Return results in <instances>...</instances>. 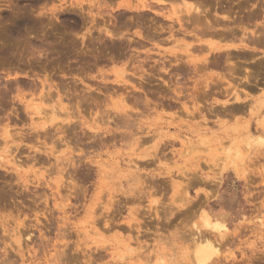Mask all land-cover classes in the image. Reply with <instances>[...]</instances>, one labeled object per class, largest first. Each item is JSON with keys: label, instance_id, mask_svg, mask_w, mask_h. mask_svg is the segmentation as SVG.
<instances>
[{"label": "rangeland", "instance_id": "obj_1", "mask_svg": "<svg viewBox=\"0 0 264 264\" xmlns=\"http://www.w3.org/2000/svg\"><path fill=\"white\" fill-rule=\"evenodd\" d=\"M138 1L0 0V264H193L202 234L264 264V0H200L232 21L175 37Z\"/></svg>", "mask_w": 264, "mask_h": 264}, {"label": "bare ground", "instance_id": "obj_2", "mask_svg": "<svg viewBox=\"0 0 264 264\" xmlns=\"http://www.w3.org/2000/svg\"><path fill=\"white\" fill-rule=\"evenodd\" d=\"M168 1H173V0H139L138 1V3H137V5L136 6H134L133 4L132 5H130L129 3L131 2V1H129V9H130V11L131 10H135V8H136V10H138V12H146V15H147V11L148 12H150L151 14H154L155 16H157V17H160L159 19H163L164 21H166V22H170V25H168L166 28H165V26H166V24H164V22H163V24H164V27L160 24V25H158L157 27H159L158 29L157 28H155V30H152L153 31V33L152 34H154V35H156V33H160V34H162L161 32H163L164 33V31H166L167 33H169L170 34V36L169 37H175V35L176 34H173L174 33V26H177L178 27V29H177V31L178 32H181L182 34H184V35H189V34H192V36H196L195 35V32H200L201 33V31H209L210 29H211V25H210V22L212 21V19H211V21L209 22V19L207 18V16H206V13H207V10H203V8L201 7V3H200V0H193V1H195V2H192L193 4H188V3H184V2H181V5L180 6H178L177 8H176V10L175 9H170V8H168L166 5H163V3H165L166 2V4H167V2ZM175 1V0H174ZM177 1V0H176ZM172 3H174V2H172ZM171 3V4H172ZM176 3V2H175ZM178 3H180V2H177V4H173L174 6H177L178 5ZM126 7H128V6H126ZM125 7V8H126ZM155 7V9H159V10H162V12L161 13H159V11L158 12H156V11H153V8ZM95 8V7H94ZM118 8V7H117ZM134 8V9H133ZM168 8V13H165V11H164V13H163V10H165V9H167ZM124 9V8H123ZM126 9H128V8H126ZM154 9V10H155ZM215 10H216V12H217V9L215 8ZM141 13H139V14H141ZM145 15V16H146ZM208 15V14H207ZM142 16V15H141ZM141 16H139V17H141ZM144 16V15H143ZM144 16V17H145ZM219 17H220V15H219ZM217 18V17H214L213 16V21L212 22H218L217 23V25L219 24V22H223V24H224V22H227V23H229V22H231L232 21V19L230 18V17H228L227 15H222V17L221 18ZM143 18V17H142ZM84 20V19H83ZM156 22V21H155ZM154 22V23H155ZM161 22V21H160ZM221 22V23H222ZM134 23V22H133ZM158 23H159V21H158ZM157 23V24H158ZM152 24V27L154 28V24L153 23H150V25ZM150 25L148 26V29H150V28H152V27H150ZM213 25H215L214 23H213ZM139 26V25H138ZM142 27V26H141ZM150 27V28H149ZM156 27V26H155ZM140 28V27H139ZM213 28V27H212ZM157 29V30H156ZM166 29V30H165ZM214 29V28H213ZM143 30V32H145V33H141V32H137L136 33V36L139 38V39H141L142 41H145V40H149V41H151L152 39H154V36H152V35H150L151 33H150V31H146L144 28L142 29ZM145 30V31H144ZM160 30V31H159ZM151 31V32H152ZM14 32V31H13ZM89 33H90V31H88ZM176 32V31H175ZM178 32H176V33H178ZM215 32H217V31H215ZM205 33V32H204ZM203 33V34H204ZM206 33H208V32H206ZM205 33V34H206ZM104 34H105V36L107 37V39L109 38L110 40L111 39H113L114 37L116 38L117 36H115L114 35V37H113V35L111 34V33H109V31H107V30H105L104 31ZM202 34V33H201ZM202 34V35H203ZM204 34V35H205ZM209 34V33H208ZM216 34V33H215ZM19 35V34H18ZM158 35V34H157ZM203 35V36H204ZM14 36H15V34H14ZM16 36H17V34H16ZM101 37V36H100ZM104 37V36H103ZM119 37V36H118ZM117 37V38H118ZM123 37V36H122ZM122 37H119L118 39H122ZM114 38V40H116ZM156 38H158V36L156 37ZM248 39V38H247ZM257 39H259V37L257 38ZM101 40V39H100ZM134 40V39H133ZM250 40V39H249ZM253 40H255L257 43L259 42L258 40H256L255 38H253ZM132 41V40H131ZM129 42L130 44L132 43V42H135L136 43V45H137V42H140V41H132V42ZM113 42V41H112ZM146 42V41H145ZM129 44V45H130ZM134 44V43H133ZM142 44H140L139 43V46H141ZM236 48V47H235ZM41 52V51H40ZM86 52V51H85ZM39 53V52H38ZM84 53V52H83ZM40 55H41V53H39ZM92 54V53H91ZM228 54V53H227ZM113 57V56H112ZM226 57H228V55H226ZM93 59V58H92ZM184 66V65H183ZM183 68V67H182ZM165 72V71H164ZM119 73V72H118ZM120 74V73H119ZM120 75H122V74H120ZM123 76V75H122ZM123 78V77H122ZM15 79V78H14ZM144 80V79H143ZM217 80H219V79H217ZM14 81H16V80H14ZM75 81V80H74ZM18 82V81H17ZM116 82V81H115ZM20 83V82H19ZM19 83H18V85H19ZM120 83H122V82H120ZM147 83V82H146ZM220 83V82H219ZM34 84V83H33ZM15 85H16V87L18 88V86H17V84L15 83ZM123 86H124V84H122ZM173 85H175V84H172V86ZM111 86H113V85H111ZM16 87H15V90H16ZM19 87H21V84H20V86ZM60 87V86H59ZM66 87V86H65ZM106 88V87H105ZM120 88H121V86H120ZM123 88V87H122ZM20 89V88H19ZM18 89V90H19ZM126 89V88H125ZM144 89V88H143ZM12 90V89H11ZM18 90H16V91H18ZM64 90V89H63ZM68 90V89H67ZM87 90V89H86ZM114 90V89H113ZM116 90V89H115ZM121 90V89H120ZM48 91V90H47ZM109 91V90H108ZM144 91V90H143ZM7 92V91H6ZM44 92V91H43ZM62 92V91H61ZM60 92V93H61ZM125 92V91H124ZM67 93V92H66ZM71 93V92H70ZM112 93V92H111ZM115 93V92H114ZM113 93V94H114ZM119 93H120V91H119ZM51 94V93H50ZM90 94H91V92H90ZM72 95V94H71ZM123 95V94H122ZM162 95V94H161ZM3 95H1L0 97H2ZM46 96V95H45ZM50 96V95H49ZM70 96V95H69ZM1 99V98H0ZM4 99H5V97H4ZM13 99V98H12ZM234 99V98H233ZM2 100V99H1ZM0 100V101H1ZM32 101V100H31ZM2 102H3V100L1 101V104L0 105H2ZM59 102V101H58ZM123 103V102H122ZM257 103H260V102H257ZM262 103V102H261ZM233 104V103H232ZM263 104V103H262ZM24 106H26V108H28L27 107V105H24ZM31 106V105H30ZM233 106V105H232ZM258 106V105H257ZM34 107V108H33ZM234 107V106H233ZM232 107V108H233ZM0 108H1V106H0ZM227 108V107H226ZM31 109L33 110H31V114H36V113H38L39 112V114H40V112H41V110L35 105H32L31 106ZM228 109V108H227ZM12 110V109H11ZM15 110V109H14ZM226 110V109H225ZM225 110H223V111H225ZM233 110V109H232ZM3 111V110H2ZM227 111H229V110H227ZM226 111V112H227ZM14 112V111H13ZM27 115H29V113L27 112V111H24ZM43 112H45V111H43ZM43 112H41V113H43ZM66 112V111H65ZM15 113V112H14ZM13 114V113H12ZM225 114V113H224ZM227 114V113H226ZM228 114H229V112H228ZM231 114H233V111H232V113ZM8 115V114H7ZM11 115V114H10ZM15 115H16V113H15ZM20 116V115H19ZM18 116V117H19ZM45 116V118H46V115H44ZM228 116H230V115H228ZM233 116V115H232ZM5 117H6V115H5ZM5 117H4V119H5ZM8 118H9V115L7 116ZM6 117V118H7ZM11 117V116H10ZM12 117H15V116H12ZM123 117V116H122ZM49 118V117H48ZM3 119V120H4ZM20 119V118H19ZM30 119H31V117H30ZM33 119H35V118H33ZM44 119V118H43ZM47 119V118H46ZM123 119V118H122ZM9 120V119H8ZM32 120V119H31ZM45 120V119H44ZM48 120V119H47ZM10 121H11V119H10ZM122 121V120H121ZM47 122V121H46ZM118 122V121H117ZM124 123H125V121H123ZM58 124V123H57ZM60 124V123H59ZM45 125H41L39 128H40V130H42L43 131V133L44 132H46V130H45V127H44ZM119 126V125H118ZM125 128V127H124ZM37 129V128H36ZM8 131V130H7ZM7 131H5L4 130V132H3V134L5 135V137L6 138H8L9 136H8V132ZM10 132V131H9ZM29 132V131H28ZM63 132V131H62ZM64 133V132H63ZM30 134V133H29ZM33 134V133H32ZM39 134H41V135H45V134H42V133H40L39 132ZM26 135V134H25ZM24 135V136H25ZM37 136H38V134H36ZM72 135V134H71ZM122 135H124V134H122ZM8 136V137H7ZM27 136V135H26ZM40 136V135H39ZM38 136V137H39ZM127 136V135H126ZM180 136V135H179ZM4 137V136H3ZM43 137V136H42ZM46 137V136H45ZM44 137V138H45ZM177 137V136H176ZM5 138V139H6ZM49 138V137H48ZM250 138H254V141H258V140H261V139H259V137H255V136H252V137H250ZM78 141V140H77ZM96 141V140H95ZM100 141V140H99ZM186 141V140H185ZM264 141V140H263ZM102 142H104V141H102ZM139 142V141H138ZM246 142V141H245ZM250 143H251V141H249ZM76 143V142H75ZM97 143V142H96ZM98 143H100V142H98ZM141 143V142H140ZM258 143V142H257ZM83 144V143H82ZM146 144V143H145ZM247 144H248V141H247ZM77 145V144H76ZM139 145V144H138ZM185 145H186V143H185ZM250 145V144H249ZM264 145V144H263ZM142 146V145H141ZM99 147V146H98ZM190 148V147H189ZM246 148H248V145H247V147ZM194 149V148H193ZM227 150V149H226ZM228 151H230V150H228ZM186 153V152H185ZM231 153H233V152H231ZM228 155H230L229 153H228ZM238 155V154H237ZM237 155H235V157L237 156ZM8 160V159H7ZM16 160V159H15ZM15 160H14V158L13 159H10L9 161H8V163H10L11 161V164H12V166H15V167H17V165H16V162H15ZM6 161V160H5ZM7 162V161H6ZM100 162V161H99ZM11 164H10V166H11ZM21 167V166H20ZM18 169V168H17ZM16 170V169H15ZM14 170V171H15ZM16 173H17V171H16ZM60 173V172H59ZM18 175V174H17ZM19 177V176H18ZM77 179V178H76ZM73 182V181H72ZM206 184V183H205ZM69 185V182H68V184H67V186ZM72 186V185H71ZM25 187V186H24ZM73 187V186H72ZM67 188V187H66ZM74 188V187H73ZM74 190V189H73ZM75 191V190H74ZM201 203V202H200ZM202 205V204H201ZM226 222V221H225ZM202 224H203V227L205 228V229H207L208 230V232L210 231L211 233L212 232H214L215 233V235H216V233L217 234H219V235H221V233H222V231H224V230H226L227 228L225 227V225L223 224V222L222 221H219V220H212L211 218H210V216L208 215V214H204L203 215V218H202ZM12 232V231H11ZM19 232H21V231H19ZM225 232V231H224ZM213 233V234H214ZM23 236V235H22ZM21 236V237H22ZM203 236V234L201 235V237H198V239L197 240H195V243H194V248H193V257H192V260H194V263L193 264H208V263H210L212 260H213V258H214V256H216V254L218 253V248H217V244H216V246L213 244V243H215V242H212L211 241V239H209V238H207V237H202ZM222 236H223V234H222ZM21 237H20V235L16 238V239H14L15 240V242L17 243V247L18 248H20L21 247V244H20V241L22 242V240H20L21 239ZM23 239V238H22ZM26 240V239H25ZM135 244H137V242L135 243ZM23 245V244H22ZM12 246H13V244H12ZM127 246V250L128 251H130L131 252V254H130V257H141L142 256V253L140 254L139 252L140 251H138V250H140L141 249V247L140 246H131V244H128V245H126ZM221 246V245H220ZM17 248V249H18ZM144 249H146V248H144ZM220 251V250H219ZM19 253V252H18ZM218 255V254H217ZM173 256V255H172ZM124 258H126V257H124ZM142 258V260H143V256L141 257ZM170 260V259H169ZM173 260V259H172ZM2 261V260H1ZM138 264H146V263H142V262H140V263H138ZM173 264V263H172ZM176 264V263H175Z\"/></svg>", "mask_w": 264, "mask_h": 264}]
</instances>
